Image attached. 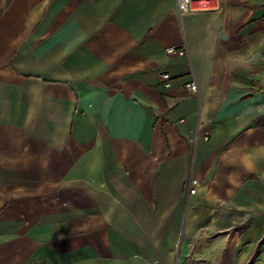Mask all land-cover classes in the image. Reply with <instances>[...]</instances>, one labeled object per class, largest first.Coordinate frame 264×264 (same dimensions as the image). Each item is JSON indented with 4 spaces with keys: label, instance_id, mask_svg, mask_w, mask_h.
I'll return each mask as SVG.
<instances>
[{
    "label": "crops",
    "instance_id": "0c3cea01",
    "mask_svg": "<svg viewBox=\"0 0 264 264\" xmlns=\"http://www.w3.org/2000/svg\"><path fill=\"white\" fill-rule=\"evenodd\" d=\"M0 264H264V0H0Z\"/></svg>",
    "mask_w": 264,
    "mask_h": 264
},
{
    "label": "built area",
    "instance_id": "2783aa9c",
    "mask_svg": "<svg viewBox=\"0 0 264 264\" xmlns=\"http://www.w3.org/2000/svg\"><path fill=\"white\" fill-rule=\"evenodd\" d=\"M177 4L181 16L190 13L215 11L221 8V0H177ZM166 50L168 53H179L181 55H184L187 52L185 47L177 49L173 46H169ZM160 78L164 87L171 86L172 77L169 73H162ZM187 87L193 92H198V84L195 81L188 83ZM198 184L199 180L197 178L192 177L190 179V193H196Z\"/></svg>",
    "mask_w": 264,
    "mask_h": 264
}]
</instances>
